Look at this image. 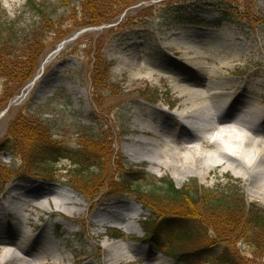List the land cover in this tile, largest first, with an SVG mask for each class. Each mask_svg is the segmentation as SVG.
I'll return each instance as SVG.
<instances>
[{
    "label": "rangeland",
    "instance_id": "1",
    "mask_svg": "<svg viewBox=\"0 0 264 264\" xmlns=\"http://www.w3.org/2000/svg\"><path fill=\"white\" fill-rule=\"evenodd\" d=\"M36 1L53 7L51 18L57 26L49 31L42 32L39 18L28 10L27 0H0V34L3 37L7 36L5 32H8L9 28L13 31H25L17 34L18 39L13 38V43L24 51L29 47L28 40L37 30V34L41 32L43 35L38 36L39 39H45L43 47L39 46L34 51L39 56L34 76L19 88L18 92H15V82L6 85L7 79L4 74H0V114L4 110L8 111L0 119V146L17 129V134L14 132L12 135L14 138L10 141L8 149L0 152V190L6 188L0 194V205L6 200L4 196L11 186L22 187L34 181H29V175H23L28 174V169L32 168H39L35 172L46 173L52 178L51 181L36 180L37 185H44L41 190H45L38 193L39 195L35 194L33 199H44L47 195L46 197L52 200L53 195L47 193L50 189H55L76 194L82 204L77 207L68 206L70 211H79L75 214L53 213L47 208H37L33 212L32 225L24 228L35 236L44 230L45 232L34 243V248L30 247L29 255L41 259L51 257V253H54L52 251H35L37 245L46 246L51 241L54 245L57 243L61 249L68 247L64 253L67 264H105V246L121 241L108 240L103 233L111 235V229H115L114 225L119 226V220L116 218L118 216H110L95 225V213L108 208L109 205L125 204L130 207L129 204H132L142 210L137 223H134L137 235H132L125 228H117L127 240L122 241V245L151 249L154 251V259L150 263L161 261L166 264H181L174 256L167 257L160 253L163 246H172L173 242L167 235L176 229L174 225L167 223L166 227L161 228L162 234L158 237L159 244L156 246L152 243L153 236L150 232L144 233L142 230L144 217L151 221L159 216L141 206L137 201L139 197L131 185H127L129 173L142 169L151 180L149 186L158 185L161 177L168 176L173 178L178 188L197 183L201 187L230 197L231 201H243L264 211V195L257 198L250 196L248 182L234 172L217 167L202 177L198 172L185 174L172 168H158L146 161L147 158L144 162L135 164L130 156H126V148L140 136L133 132V126L141 118V111L146 107L155 108L161 100L168 99L175 103L176 96L171 86L161 83L157 78L150 81L140 80L131 86L128 77L130 72L120 71L123 67L121 59L125 54H135V63L140 65L138 69L144 68L143 64H148V59H151V65H148L152 69L156 68L174 77L188 74L193 86L208 88L211 80L205 72L202 73L189 63L187 66L183 65L187 62L183 59V51L195 55L194 50L184 49V43L198 44L200 50L211 54V57L208 55L209 63H215V66H219L221 62H229L225 61L228 60L226 57L217 59L221 55L218 51H230L229 56L235 55L240 59L231 64L230 70L222 68L223 74L217 79V86L233 81V84L240 87L247 81L254 80L264 93V0H224L228 10L234 12L240 9L242 15L250 20L249 25L247 22H228L230 26H224L225 21L211 11L199 13L190 9L189 0H139L127 9L125 15L121 14L118 18L100 25L90 24L85 20L86 13L79 0H67V6L60 0ZM181 11L191 18L197 13L199 16L192 24L179 20L173 22ZM123 15L124 20L121 22ZM119 22L121 24H118ZM4 24L7 26H3ZM10 32L13 33L12 30H9ZM226 36L232 37L237 44H232ZM206 40L210 42L209 45H202L207 44ZM239 45L247 47L248 50ZM250 47L252 50H249ZM259 47H262L261 53L257 52ZM20 54L23 55L22 52ZM239 87L234 89V97L240 94ZM255 101L258 107L262 105L261 100L255 98ZM163 109L167 114H171L175 107L163 105ZM239 116L237 112L232 115L231 120ZM29 119L36 122L34 129L42 128L44 133H47L45 137L50 136L61 147L82 152L83 155L86 147L103 149V167L98 170L101 176L96 179L95 185L90 184L93 188L79 184L80 181L86 183V180L81 174L76 178V172H73L75 167H69L73 164L70 157L61 158V163H56L55 159H35L36 152L31 147V142H26L25 136L20 132L25 129L24 120ZM186 139L193 138L190 136ZM92 156L94 159L100 157L97 152L92 153ZM39 161L44 165L38 164ZM145 183L141 186L145 187ZM238 187L242 189L240 193H237ZM92 195L94 196L91 197ZM196 209L202 210L199 207ZM177 215L178 213L173 211L169 213L170 218ZM1 218V224L9 222L15 225L17 222L15 217L3 215ZM13 230L11 229V232ZM208 230L207 236L213 243L225 241L222 238L225 230L222 231V237L211 228ZM5 244H12L11 239L0 237L1 257L4 256V250L1 248ZM203 246L204 242L200 239L189 248L200 251ZM232 248L243 261H249L254 256L251 246L240 236L233 240ZM199 258L200 253H195L189 263L198 264Z\"/></svg>",
    "mask_w": 264,
    "mask_h": 264
},
{
    "label": "bare ground",
    "instance_id": "2",
    "mask_svg": "<svg viewBox=\"0 0 264 264\" xmlns=\"http://www.w3.org/2000/svg\"><path fill=\"white\" fill-rule=\"evenodd\" d=\"M226 38L232 44H237L232 37ZM205 42L207 44L202 45L208 46L210 43L207 40ZM197 45L184 43V49L194 50L195 55L183 51V58L187 61L186 64L189 63L208 75L211 80L208 88L193 86L188 74L174 77L156 68L152 69L149 66L151 59L147 61L149 65L145 62L144 68L139 69L140 65L135 63V54H125L121 59L123 67L120 71L130 72L128 77L131 86L140 80L150 81L157 78L161 83L171 86L176 96L175 103L168 99L161 100L155 108L146 107L141 111V118L133 126V132L145 139L139 136L134 140L131 146L126 148V156H130L135 164L144 162L147 158L146 161L158 168H172L185 174L198 172L202 177L213 168L221 167L244 178L249 185V195L257 198L264 195V108H258L255 98L261 100L263 105L264 93L254 80L247 81L240 87L233 84V81L217 86V79L223 74L222 68L230 70L231 64L240 59L235 55L229 56L230 51H218L221 55L218 57L217 53V59L226 57L228 60L225 61L229 62H221L219 66H215V63H209L211 54L200 50ZM243 45L239 46L248 50ZM250 49L252 50V47ZM177 50L180 51L179 48ZM261 51L262 47H259L257 52ZM238 87L241 88L240 94L234 97L232 93H235L234 89ZM163 105L174 106L175 110L167 114ZM237 112L240 116L231 120L232 115ZM190 136L193 139H186ZM37 189L38 186L33 184L31 187L13 185L4 196L6 200L0 205V220L5 215L17 218V222L13 227L9 222H0V230H4L0 237L11 239L12 243L1 248L4 250V256H0V264H67L64 253L68 247L61 249L57 243L54 245L51 241L46 246L37 245L35 250L52 251L54 253H51V257L41 259L29 255L30 247L34 248V243L41 238L45 230L35 236L24 226L32 225L33 212L37 208H47L53 213L75 214L79 211H70L68 206L77 207L82 201L71 191L72 195L55 189L49 190V194L53 195L52 200L47 198V195L44 199H33L34 195L38 194ZM129 205L130 207L125 204L109 205L106 209L98 210L94 224L98 225L101 219L118 216L117 227L137 235L134 223H137L142 210L135 205ZM11 229L14 230L11 232ZM122 244L110 243L105 246V264H166L161 261L150 263L154 259V251L149 248L125 247Z\"/></svg>",
    "mask_w": 264,
    "mask_h": 264
},
{
    "label": "trees",
    "instance_id": "3",
    "mask_svg": "<svg viewBox=\"0 0 264 264\" xmlns=\"http://www.w3.org/2000/svg\"><path fill=\"white\" fill-rule=\"evenodd\" d=\"M60 1L64 5H68L67 0ZM79 1L82 2L86 13L85 20L90 22V24L100 25L118 18L139 0ZM26 4L29 12L39 18L42 32L49 31L57 26L51 18V13L54 11L52 5L42 4L36 0H27ZM192 5L208 6L215 12L217 11L224 19L233 21L236 24L247 22V25H249L250 23V20L242 15L240 9L234 12L228 10L224 0H195ZM231 13L232 15H230ZM3 26L7 25L4 24ZM9 30H12L13 33H9ZM9 30L7 29L8 32H5V35H7L5 37L0 34V74L2 76L4 74L5 79H7L6 85L10 82H15V92H18L19 88L27 84L34 76L39 60V56L34 51L39 46L43 47L45 39H39L38 36L42 37L43 35L41 32L37 34V30L28 40L29 47L24 51L16 43H13V38L18 39L17 37L19 36L17 34L25 31H13L10 28ZM52 32L55 33L54 31ZM24 121L25 129L20 132L25 136L26 142H31V147L36 152L35 159L43 158L42 161L45 158L47 160L55 159L56 163H58L63 157L66 159L70 157L73 164L69 167H75L73 172H76V178L81 174L86 180V183L82 181L80 183L78 180L79 184L86 186L94 183L95 185L96 179L101 176L98 170L100 168L102 170L104 162L102 156L105 153L102 152V148L96 147L93 149L86 147L83 155L81 154L82 152L61 147L49 135V138L45 137L47 133H44L42 128H33L36 122L30 119ZM16 130L0 146V152L8 149V145L11 144L10 141L14 138L12 135ZM95 152L100 156L98 159H94V156H92V153ZM38 164L44 165L41 161ZM36 170H39V168H36ZM36 170H33V168L28 169V174L52 179L46 173L35 172ZM129 175L127 185L130 184L134 193L139 197L137 201L148 211L159 215L156 220L144 221V227L146 226L149 231L153 232L152 241L158 244L157 238L162 234L161 228L163 226L166 227L167 223L176 227V229L173 228V233L167 235L173 242L172 246L168 248L165 245L161 249L168 256H174L178 263L192 264L189 263L191 257L195 253H200V258L197 260L198 264H264V259H262L264 257V211L262 209L255 205H248L243 201L241 202L242 204L238 201L232 200V202L230 197L211 191L206 187H201L197 183H193L192 186L186 184L180 189L172 178L163 177L158 181V185L151 184L152 186H149L151 180L148 179L149 177L145 170L129 173ZM144 183L146 186H141ZM93 187L91 185L88 186V188ZM240 191L238 187L237 193H240ZM197 207L202 210L196 209ZM171 211L178 213L177 217L170 218L169 213ZM209 228L217 232L220 237H222V231L225 230L222 237L225 241L217 244L209 240L207 236ZM238 236L244 239L253 249L254 256L249 261H243L232 248L233 240L237 239ZM200 239L204 242V246L200 251L189 248L196 240Z\"/></svg>",
    "mask_w": 264,
    "mask_h": 264
}]
</instances>
